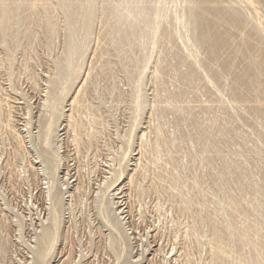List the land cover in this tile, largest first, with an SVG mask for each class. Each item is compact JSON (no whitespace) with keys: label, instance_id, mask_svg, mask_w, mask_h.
<instances>
[{"label":"bare ground","instance_id":"6f19581e","mask_svg":"<svg viewBox=\"0 0 264 264\" xmlns=\"http://www.w3.org/2000/svg\"><path fill=\"white\" fill-rule=\"evenodd\" d=\"M231 1L0 0V77L13 83L25 79L40 90L41 102L35 99L38 106H33L39 107L35 134L49 168L61 162L58 154L48 158L59 144V132L73 154H89L103 143V133L109 135L111 111L126 104L129 132L144 124L137 143L143 160L134 164L127 186L144 193L150 166L152 179L165 183L169 195L164 198H170L176 214L191 218L178 224L191 243L181 242L186 244L183 264H193V245L206 251L205 264H264V0H242L246 12ZM2 101L0 129L23 150L22 135L10 122L11 106ZM245 123L252 132L243 129ZM251 134L258 140L253 142ZM126 144L120 145L123 160L132 148ZM124 173L118 163L111 172L114 182ZM54 196L53 205L58 203ZM58 205L47 209L52 219L37 232L32 264L51 262ZM108 244L112 249L115 242Z\"/></svg>","mask_w":264,"mask_h":264},{"label":"rangeland","instance_id":"374dc122","mask_svg":"<svg viewBox=\"0 0 264 264\" xmlns=\"http://www.w3.org/2000/svg\"><path fill=\"white\" fill-rule=\"evenodd\" d=\"M231 2H234L235 5L237 7H239L240 9L244 10V12H246L245 11L246 9L249 10L248 8L245 7V4L242 2V0H235V1L232 0ZM2 78H3V80H2ZM0 79H1L0 87L2 86L1 91H3L1 94L2 96L0 95V98H3L2 102H4V103L7 101L5 105L8 104L9 106H11L10 109L12 111H11V115H10V117H11L10 122L13 123L12 126H14V130L17 133H19L20 136L22 135L21 137H22V148H23V150H20L19 148L15 147L13 139H10L11 137L7 136V133L3 132L4 129H3V131H2V129H0V213H1L0 216H1V218L2 217L4 218V220H3V218H2V220L0 218V221H4V225H3V223H1L2 225L0 224V238H1L0 239V243H1L0 244V248H1L0 249V257H1L0 264H23V263L24 264H29V263L32 264L33 263L34 259H32V258H34L33 257L34 256V248H35L34 242H36V240H37L36 236L38 235V233L40 232V230L43 226L49 225L48 221H51V219H52V218L50 219V217L52 215L51 216L49 215L51 212L47 211V209L52 211V209H54L58 204H59L58 207L55 209L56 212L58 211L60 213L59 214L57 212L55 214V215H57L56 216V218H57L56 219V227H55L56 228L55 229L56 234L54 232V234L56 235L54 238L55 239L54 242H55L56 247L55 246L53 247L54 249L52 250V252L50 253V256H49L50 259L49 258H48L49 260L47 259L48 261H51L50 264H58V263L59 264H147V263L148 264H175L176 262H178L176 264H183V261L185 260V258H184V255H182V254H184L182 252L184 251L183 248L186 246V244L184 242L185 245H184V247H182L183 243H181V242L183 239L186 241V239L183 236V232H182L184 230L181 231L178 229H180V228L184 229V226H183L184 223L191 222V218L189 221L188 216L183 215V218H182V217H180V214H176L177 212L173 209L172 204H171L172 201H170V198L167 197L169 194H168V191H165V183H163V182L159 183L158 181H154L152 179V174H150V173H152V172H150V166L149 167L147 166L148 170H149V174L144 178L145 180L143 179V181H142L143 187H145V189H146V190L144 189L145 194L142 193L141 195H138L133 191L132 186H131V188L128 187V186H130L129 184L127 186V182H126L127 179L126 178L131 175L132 168L135 169V167H134L135 165L137 167L139 159L143 160L142 153H139V152H141L139 144L137 145V143L139 142L138 141L139 130H141V126L144 127V124H141L140 129H137L136 132H134V131L132 133L129 132L130 125L127 122L129 121L128 114L130 113L129 112L130 110L128 109L127 105L124 104L123 107L120 106V107H118V109L111 111L112 113L110 114L111 115L110 117H112L111 118L112 123L110 120L109 121V123H110V125H109L110 130L109 131L110 132L108 133L109 135H107V134L105 135L103 133V135L101 137L102 139L100 138L101 141L103 140V143L99 142L97 144L98 146L96 145V147H98V148L92 149L93 148L92 147L91 150L89 151L90 152L89 154L86 153V151H83L82 153L85 155V157H84L85 159L83 158V156H84L83 154H80L77 152H76L77 154L76 153L73 154L75 151L73 152L72 147H68V149H67L66 147H64V145H62L63 141L61 139L63 138V132L62 131H61L62 133L59 132L60 136L57 138V139H59L58 140L59 142L58 141H57V143L55 142V145H57L59 143L57 146L58 148L55 147L53 155L49 156L48 158H50L54 155L56 156L58 154V157H60L59 161H61V162L59 163V168H57L58 165L56 168L54 167L55 169L52 168L53 166H51V168H49V164L47 163V157H45L46 153L44 154V152H42L43 150L38 149V147L43 149V146L40 147L41 144L38 143V141H37L38 139L36 140L37 123H38V122H36L37 121L36 111L38 113V108H39L36 106H38L37 105L38 101L41 102L40 90L37 91L35 89H31V86H30L31 84L29 83V81H26L25 79L24 80L19 79L18 81L16 80V82H19V83L15 82L16 84L13 83L15 80L13 81L12 79H11L12 82L11 81L7 82L6 80H4L5 78L2 76L0 77ZM11 83H13V85H11ZM14 84L17 86H14ZM15 89L17 90V92ZM26 89L28 91H26ZM29 89L31 91H29ZM18 92L20 93L19 96H18ZM32 92H34L35 94ZM37 93H38V96L36 95ZM33 96H34V98H33ZM35 99L37 102L36 104L34 102ZM29 104L31 105V107L29 106ZM34 105H36V106L33 107ZM9 106H7V107L9 108ZM3 107H5V106H3ZM125 107H127V109ZM146 108L148 109V107H145V109L142 112L143 117H145V115L147 113V111H145ZM27 111H29V112L25 113ZM27 114H28V116H27ZM32 114H34V115H32ZM24 115H26V116H24ZM106 115H109V113H106ZM20 116H22V118ZM32 116L36 120L32 119L33 118ZM24 119H26V120H24ZM144 119L145 118H143V120ZM24 121H25V123L29 122L30 124L29 123L25 124ZM22 123H23V125L25 124V126L28 124L27 125L28 127L26 126L27 128H25L22 125ZM29 125H30V127H29ZM21 127H24V128L22 129ZM242 127H243V129L246 128L245 130H249L250 132L253 131V128H250L251 126L249 125V123H245L244 125H242ZM124 128H126L128 130L127 133L125 132L126 130ZM20 129H22V130H20ZM123 129H124V131H123ZM27 132H28V135H27ZM34 134H35V138L33 136ZM125 135H127V136H125ZM252 135L253 134H251V139L254 142V141H256L257 138L254 140L255 137L253 135V137H254L253 138ZM29 136L30 137L32 136L33 138L31 137L32 138L31 139ZM103 137H104V139H103ZM105 138H107V139H105ZM108 139H109V141H108ZM104 141H106V142H104ZM126 142L131 143L132 148H131V151L129 152L130 154L127 155L128 157H126L127 159L125 158L123 160L122 156H121L120 145H122L123 147H126V145H127ZM36 144H38V145H36ZM30 145H33V146H30ZM35 145L37 146V148ZM136 145H137V147H135ZM60 146H61V148H59ZM108 147H109V149H108ZM64 148H65V150H63ZM137 148H138V150H137ZM57 149H58V151L60 149L61 150L59 152H57ZM93 152L94 153L96 152V153L94 154ZM137 153L139 155L141 154V156L139 157ZM22 155H24V156H22ZM75 155H77V156H75ZM21 156L23 157L22 160L20 158ZM71 156H73V157H71ZM45 158H46V160H45ZM128 159H129V161H128ZM40 161H42V162H40ZM79 162L80 163L83 162L82 163L83 165H81ZM15 163H17V164H15ZM20 163H22V164H20ZM118 163H122L125 173L123 174V177L120 179L121 182L120 181L114 182V177L111 175V172H112L114 167L118 166ZM84 165H85V167H84ZM81 166H83L82 169H81ZM13 167H14V169H13ZM44 169H45V171H44ZM53 169L54 170L58 169V171L56 170L57 171L56 172ZM80 169L82 171L83 170L84 171L82 172ZM76 170H78V172ZM79 171H80V173H79ZM70 172H72V173H70ZM81 172H82V174H81ZM127 173H129V174H127ZM51 174H52V176H51ZM50 180H51V182H50ZM107 182H109V183H107ZM150 182L159 188L158 191L155 190L156 191L155 192L153 190L154 191L153 192L151 189H148L152 185V184H150ZM111 183H113L114 185L113 184L110 185ZM162 183L164 185H162ZM119 185L121 188L119 187ZM161 187L164 188V190ZM46 188H50V189H48V191H47ZM64 188H65V190H64ZM119 189H121V190H119ZM97 190H99V191H97ZM123 191H124V194H123ZM56 192H58V193H56ZM75 192H76V194H74ZM149 192H150V194H149ZM151 192H153L152 193L153 195L151 194ZM163 192H164V194H163ZM154 193L157 195H155ZM165 193L168 194V195H166L167 198H164ZM50 194H52V195H50ZM95 194L97 196H95ZM145 195H146V197H145ZM154 195H155V199H153ZM52 196H54V198L58 197V200H57L58 203H56V204L54 203L55 205L52 204V202H53ZM127 198H129V199H127ZM138 198H141V199L138 200ZM157 198H158V200L159 199L160 200L158 201ZM150 199H152V200H150ZM45 202H48L50 207H49L48 203H45ZM169 202H171V203L169 204ZM51 205H52V207H51ZM156 205H157V207H156ZM162 205H163V208H162ZM3 206H4L5 210L3 209ZM170 206L172 207V209L170 208ZM7 208H9V209H7ZM70 210H72V211H70ZM139 210L141 211V214H140ZM48 212H49V214H48ZM104 212H107V213H104ZM95 214H96V216H95ZM98 215H100V216H98ZM110 215H113V216H110ZM58 216H60V217H58ZM102 218H104V219H102ZM108 218H110V219H108ZM156 218H158V219H156ZM186 218H187V220H186ZM68 219H70V220H68ZM171 219L172 220L174 219L173 222H175V219H176V221H178V223H173V224L170 223V221L172 222ZM19 220H21V221H19ZM58 220H61V221H58ZM179 220H184L185 222L183 221L184 222L183 223L182 221H179ZM18 224L20 226H18ZM174 224H175V226H174ZM178 224L179 225L183 224V225H182V227H180V226H178ZM89 225H91V226H89ZM117 225H119L118 229H117ZM176 225L178 228H176ZM172 226H174V228ZM30 228H33V229L30 230ZM63 230H64V232H63ZM150 230H152V231H150ZM175 230H177L178 232ZM114 231H116V232H114ZM107 234H108V236H107ZM119 237H121V238H119ZM176 238H178V239H176ZM109 239H111L113 242H115V245L112 249L109 247V244H108ZM121 239H122V241H121ZM26 240H27V242H26ZM169 240H171V241H169ZM187 241L189 244L190 241L189 240H187ZM187 241H186V243H187ZM2 244H3V246H2ZM190 245H191V243H190ZM192 245H193V243H192ZM121 246H122V249H121ZM189 247H191V246H189ZM193 247H194V245L189 250H193V251H195L194 249L198 250L197 248H195V247L193 248ZM181 248L183 249V251ZM2 250H5V251L3 252ZM121 250H123L124 252ZM110 251L113 252V255H112V253L110 254ZM116 251H118V252H116ZM193 251L192 252L189 251L190 256L195 254V257H196V254H197L200 257L199 260H201L202 257H203L202 260H204V261H202V260L199 261L197 259L198 257L195 258L194 256H192V257H194L193 258L194 259L193 264H194V261H196V260H197V262H195L196 264L197 263L198 264H205L204 263V262H206L205 257H207L206 251L199 252V250H198V251H195L196 253ZM199 253H202V255L200 256ZM2 255H3V257H2ZM115 255H116V257H115ZM176 260H178V261H176ZM200 262H203V263H200ZM47 264H49V262H47Z\"/></svg>","mask_w":264,"mask_h":264}]
</instances>
